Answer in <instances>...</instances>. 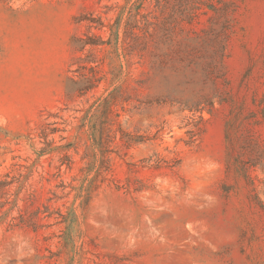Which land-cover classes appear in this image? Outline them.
<instances>
[{"label":"rangeland","instance_id":"1","mask_svg":"<svg viewBox=\"0 0 264 264\" xmlns=\"http://www.w3.org/2000/svg\"><path fill=\"white\" fill-rule=\"evenodd\" d=\"M0 264H264V0H0Z\"/></svg>","mask_w":264,"mask_h":264},{"label":"trees","instance_id":"2","mask_svg":"<svg viewBox=\"0 0 264 264\" xmlns=\"http://www.w3.org/2000/svg\"><path fill=\"white\" fill-rule=\"evenodd\" d=\"M99 27L102 29L105 27V25L102 22H99ZM115 28L112 27L113 33L115 34V38L117 43L119 44V33L117 34L114 30ZM74 43L77 45L78 49L80 51L84 50L87 46H101L105 45L107 42H105L100 36L94 35L92 38H81L76 37L74 38ZM109 44V43H107ZM87 69L84 67V70ZM87 70H89V73L82 72L79 74L78 79L76 78H70V85L68 86V95H85L90 91H93L96 89L99 85V83L102 81V77L100 76V70L98 66H90ZM107 103V110H111V105L109 104V100H106ZM203 119V118H202ZM103 145V143H102Z\"/></svg>","mask_w":264,"mask_h":264}]
</instances>
